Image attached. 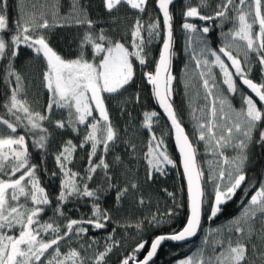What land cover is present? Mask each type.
Here are the masks:
<instances>
[{
  "label": "snow or ice",
  "instance_id": "1",
  "mask_svg": "<svg viewBox=\"0 0 264 264\" xmlns=\"http://www.w3.org/2000/svg\"><path fill=\"white\" fill-rule=\"evenodd\" d=\"M178 2L198 84L197 100L190 97L188 103L192 133L174 102ZM94 5L110 20L107 28L99 26L100 16L93 18ZM8 8L9 0H0V61L6 62L0 93V264H156L165 242L196 237L205 219L215 220L237 199L239 214L208 228L205 247L176 264H264V173L250 175L253 149L264 148V0H99L98 5L95 0H31L30 7L19 0L14 28ZM123 9L128 11L121 15ZM120 25L126 26L124 35L116 38L113 29ZM217 28L218 48L209 43ZM57 29L72 32L68 55L52 43ZM154 44H160L154 69L138 74L137 64L147 67ZM22 47L30 50V62L41 64L43 102L39 90L30 97L27 76L15 66ZM141 77L161 110L142 113L139 128L149 134L142 154L136 119L128 110L142 104V92L135 90ZM184 87L188 95L196 85L186 80ZM236 95L238 108L232 102ZM113 101L119 116L127 117L123 133ZM129 132L133 135L125 138ZM169 134L186 181V203L177 202L176 193L165 187L174 208L121 218L122 205L144 206L142 188L166 176L169 166L177 168L165 140ZM201 143L211 157L207 174L199 159ZM78 151L84 152L80 168ZM49 155L55 166L50 175L59 179L54 200L41 178V172L49 171ZM141 155L146 164L142 181L134 166ZM69 203L90 205V215L72 218L65 211ZM49 207L53 215L44 219ZM182 208V226L154 235L145 253V231L178 218ZM109 225L115 227L102 244L89 235L90 229L107 230ZM118 228L135 230L128 235L134 246L117 238Z\"/></svg>",
  "mask_w": 264,
  "mask_h": 264
},
{
  "label": "trees",
  "instance_id": "2",
  "mask_svg": "<svg viewBox=\"0 0 264 264\" xmlns=\"http://www.w3.org/2000/svg\"><path fill=\"white\" fill-rule=\"evenodd\" d=\"M19 0H9V8H8V14L10 17V24L14 28V21L17 18L18 10H17V5H18ZM26 5L30 7L31 0H25ZM95 4H99V0H95ZM181 3L178 2L175 5V10H176V19L174 22V29H175V37H176V46H175V51H176V56L173 59V75L176 76V81H174L173 87L175 89L174 93V102L176 106L178 107V110L181 113L184 126L186 130L191 133L188 124L186 122L185 116H184V111H183V98H184V93L181 85V77H182V68L183 66L185 67L187 65V68L185 67V71L190 73V70H192V65L188 63V60L185 59L183 56V48L185 44V37L182 36L183 31L181 29V23L182 19L179 14V9H180ZM127 9H123L121 12V15H123L125 12H127ZM131 15V14H130ZM92 16L95 19L97 16H100L101 19L98 21L99 26L107 28V24L110 23V20L104 15L102 11H97L96 7L94 5L93 10H92ZM148 17H145L147 19ZM196 23H200L199 21H194ZM125 25H120L119 29H113L114 32H116V38H120L122 35H124V32L121 31V29L125 28ZM230 27V25L225 27V31H227V28ZM72 32L67 29H57L55 33V38L53 39L52 43L54 47L59 51L61 54L68 55L69 54V48L66 46L71 38ZM6 39L9 38L8 36L5 37ZM220 29H215L212 34L209 36V43L211 47H219L220 46ZM152 54H151V61L145 67L144 69H141L140 66L137 64V71L138 74L141 73L142 71H149L154 69V60L158 58L159 55V49H160V44H154L152 46ZM30 50L26 48H21V54L17 57L15 63V66L17 67L18 70H21L26 76H27V83L29 87V95L35 94L37 90L40 91V96H41V101L43 102L46 100V90H43L41 85H40V71H41V64L38 59H32L30 62ZM32 57H34V54H31ZM187 61V62H186ZM6 66L5 61H0V93L4 91L5 84L3 80V76L5 75L4 72V67ZM191 78L194 77V74H191ZM254 78L259 79L260 77L258 75H254ZM196 85V84H194ZM198 88V84L196 87H193L189 90L190 95L195 97L194 93ZM135 90H141L142 92V104L138 106H133L129 105L128 110L132 112L133 117L136 119V131H135V137H136V142H137V151L138 153H141L143 151H146V143L148 140V132L146 129L139 128V122L143 119L142 113L144 111H151V110H156L160 111L156 105V102L151 99V86L148 85L146 82L143 81L142 77L138 79L137 85L135 86ZM245 91H247L245 89ZM127 95V94H125ZM2 98H0V103H2ZM201 105L202 100L198 101ZM233 105L235 107L240 106V96L236 95L234 98H232ZM112 109H113V114L118 117V124L121 127V131L123 133V129L125 127V122L127 117L126 116H119V109L116 107V102H112ZM165 121H161V125H163ZM161 125L155 126V131L157 135H160L161 132ZM166 131H168L167 128H163ZM133 133L129 132L125 138H128L129 136H132ZM68 137H65V139ZM59 139V138H57ZM169 152L173 156V158L177 162V168H172L171 166L168 167L167 169V175L166 176H158L157 180L155 183H151L149 185H145L142 188V193L145 197L146 204L144 206H140L137 208H131L128 207L127 205H122L124 207V211L119 213L118 215L121 218L124 217H135V218H142L143 216H149L150 214L157 213L163 214L166 212L167 209L174 208V204L171 198H169L166 193L162 191L163 188H168L169 191H173L176 193V200L179 203H186V192H185V185L182 177V173L180 171V166H179V159L178 155L176 153V150L174 148L171 134L165 137ZM30 144V151L35 152L34 149L31 148V141H29ZM56 145H53V150H55ZM121 151L123 152L124 148L123 145L119 146ZM78 159L76 162V167L80 168L83 161L79 158L84 156L83 151H78L77 153ZM253 156H254V165H253V172L250 173V175H258L260 173H264V148H261L259 146H256L253 149ZM127 159H130L127 158ZM200 159V155H199ZM33 162H38V158L35 159ZM201 162V160H200ZM45 166L48 168V173L45 174L41 172V178H42V183L47 187L48 191L52 194V198L54 200L56 193L58 192V184H59V179L58 178H53L51 177L50 173L51 171L55 170L54 166V161L51 155L47 157V160L45 162ZM135 168L139 169V178L141 181L143 180L144 177V172H145V161L142 159V155L138 157L137 162L135 163ZM262 179H264V176H261ZM184 188L183 191H181V188ZM111 195V194H109ZM110 203V201H109ZM103 206H108L107 203H105ZM89 207L90 205H86L84 203L74 205L72 203H69L65 211L69 216L72 218H79L83 214H90L89 212ZM77 208L79 211H77ZM240 210V204L238 199L229 202V204L225 208V212L218 216L213 221H208L207 219L204 220L203 223V229L200 233L197 234V236L193 239V241L183 244V245H173L170 243L164 244L161 249L158 251L157 257L155 259L156 264H174L178 259H182L185 256L188 255L191 245L197 242L201 235L204 233V230L206 226L212 225L216 226L220 223H226L229 219L232 218L234 215H238ZM179 212V217L170 221V222H165L162 223L159 226L156 227H150L148 228L144 236L146 239L150 240L154 235L158 234H165L171 232L173 229H177L178 227L182 226L181 222L184 220L185 215H186V208L182 209H177ZM53 215L52 213V208L49 207L46 210V214L44 215V219H48ZM166 219V218H165ZM112 227H115V225H109V228L107 230H95V229H90L89 235L92 237H98V236H105L108 234V232L111 230ZM119 229V228H118ZM134 235V234H132ZM125 240L128 243L133 244L134 242L128 240V237L125 238ZM149 245H146L145 248V253L147 251V248ZM121 251H123L121 249ZM143 255V254H142ZM142 255L140 258H142ZM113 260H115V256L113 257Z\"/></svg>",
  "mask_w": 264,
  "mask_h": 264
},
{
  "label": "rangeland",
  "instance_id": "3",
  "mask_svg": "<svg viewBox=\"0 0 264 264\" xmlns=\"http://www.w3.org/2000/svg\"><path fill=\"white\" fill-rule=\"evenodd\" d=\"M182 6V5H181ZM181 6H180V8H181ZM182 36H184V33L182 34ZM185 37V36H184ZM183 56L185 57V59L186 60H188V63L189 64H191L192 65V70H190V73L188 72H186L185 71V67L183 66V68H182V77H181V85H182V89H183V93H184V98H183V111H184V116H185V119H186V122H187V124H188V127H189V129H190V131H191V133L193 132V121L191 120V117H190V115H189V113H190V109H189V107H188V103H189V98L191 97L192 99H193V97L190 95V93H189V90H188V95H185V87H184V84H185V81L186 80H191L192 81V83L193 84H196L197 85V82H196V78H195V75H194V77H190L191 76V74H194V72H195V70H194V62H192L191 60H190V51H186V49H185V44H184V48H183ZM187 62V61H186ZM217 71V73H218V69L216 70ZM203 95V92H202V90H201V96ZM194 101H196L197 100V98L195 99H193ZM203 105V101L201 102V106ZM163 131H165V132H167L165 129H163ZM160 134H161V132H160ZM228 152H229V154H232V150H228ZM199 155H200V160H201V164L203 165V167H204V169H205V172H206V174H207V163H206V160L207 159H210L211 157L210 156H207L206 154H205V151H204V146H203V144L201 143L200 145H199ZM211 191H212V189H211V185H208L207 186V192H208V194L209 195H211ZM90 215V214H89ZM122 217V216H121ZM227 223V222H226ZM226 223H220V224H218V225H216V226H212V225H208V226H206V228H205V230H204V233L201 235V237H200V239L197 241V242H195L194 244H192L190 247H191V249H190V251H189V253H188V255H191V254H193V253H195V252H197L200 248H202V247H205L204 245H203V236H204V234H205V231L208 229V228H212V227H219V226H221L222 224H226ZM129 234H135V230L134 229H128L127 230V233H125V230L124 229H117V238L119 239L121 236H123L124 238H126V237H128V235ZM106 237V235L104 236H98V237H94V238H96L97 240H99L100 241V243L102 244L103 243V240H104V238ZM174 264H176V262L174 263Z\"/></svg>",
  "mask_w": 264,
  "mask_h": 264
},
{
  "label": "water",
  "instance_id": "4",
  "mask_svg": "<svg viewBox=\"0 0 264 264\" xmlns=\"http://www.w3.org/2000/svg\"><path fill=\"white\" fill-rule=\"evenodd\" d=\"M157 105V104H156ZM157 107H158V105H157ZM158 109H159V107H158ZM160 110V109H159ZM161 111V110H160ZM171 138H172V142H173V145H174V148H175V150H176V153H177V155H178V159H179V164H180V158H179V153H178V150L176 149V146H175V143H174V137H173V135H171ZM180 171H181V173H182V167H180ZM183 177V176H182ZM183 181H184V185H185V192H186V181L184 180V178H183ZM186 198H187V194H186ZM195 237H193V238H190L188 241H185V242H172V241H168V242H165L164 244H166V243H170V244H173V245H183V244H186V243H189V242H191V241H193V239H194ZM163 244V245H164ZM162 245V246H163ZM149 246H150V244H149ZM154 259H156V257L154 258Z\"/></svg>",
  "mask_w": 264,
  "mask_h": 264
}]
</instances>
